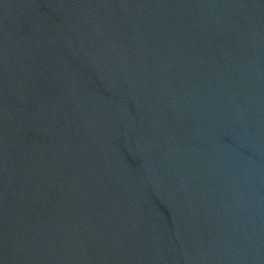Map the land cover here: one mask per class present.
<instances>
[{"label": "water", "instance_id": "water-1", "mask_svg": "<svg viewBox=\"0 0 264 264\" xmlns=\"http://www.w3.org/2000/svg\"><path fill=\"white\" fill-rule=\"evenodd\" d=\"M0 264H264V0H0Z\"/></svg>", "mask_w": 264, "mask_h": 264}]
</instances>
